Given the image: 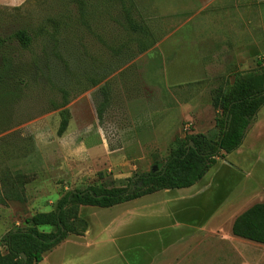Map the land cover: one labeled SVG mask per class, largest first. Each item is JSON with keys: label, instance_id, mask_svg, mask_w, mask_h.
<instances>
[{"label": "rangeland", "instance_id": "rangeland-1", "mask_svg": "<svg viewBox=\"0 0 264 264\" xmlns=\"http://www.w3.org/2000/svg\"><path fill=\"white\" fill-rule=\"evenodd\" d=\"M221 16L237 26L233 44L212 36ZM18 30L29 33L28 46ZM192 30L205 44L175 60L169 49L180 50ZM263 65L264 0H0V239L69 190L121 186L159 169L176 138H216L210 90ZM258 202L264 105L241 145L197 184L80 206L84 234L44 256L52 264H216L240 244L245 256H264V245L227 237L231 219Z\"/></svg>", "mask_w": 264, "mask_h": 264}, {"label": "trees", "instance_id": "trees-1", "mask_svg": "<svg viewBox=\"0 0 264 264\" xmlns=\"http://www.w3.org/2000/svg\"><path fill=\"white\" fill-rule=\"evenodd\" d=\"M14 37L22 46L31 42L27 30L16 31ZM210 98L218 129L216 138L202 133L186 134L173 141L159 169L144 172L137 180L129 178L127 184L121 186L99 184L65 192L54 209L34 213L25 218L23 227L9 230L2 236L0 246L5 252L0 249V264H38L47 251L69 235L82 236L88 224L79 215L80 206L107 208L160 190L197 184L218 157L241 145L250 121L264 105V65L259 72L238 77L227 88H212ZM60 114L59 135L66 130L70 117L66 108ZM8 195L18 197L14 192ZM41 226H49L50 230H41ZM231 232L264 245V202L254 203L238 214Z\"/></svg>", "mask_w": 264, "mask_h": 264}, {"label": "crops", "instance_id": "crops-1", "mask_svg": "<svg viewBox=\"0 0 264 264\" xmlns=\"http://www.w3.org/2000/svg\"><path fill=\"white\" fill-rule=\"evenodd\" d=\"M222 17L223 16L217 18V22L215 23V25H216L215 31L217 32V34L212 35V36H216V38L221 36L222 41H226V39L228 40V38H229L228 42L233 44L232 41L234 40V38L232 36V33L234 30L237 29V26L235 24L233 25L228 19L226 21L225 18L224 17L222 18ZM185 40H189V42L187 41L188 42L187 43L186 41H184L183 47L180 50H177V48H175V46L169 49V50L172 49L173 52L175 53V56H174L175 60L178 58L179 53H181V54L183 53V55H186L187 60H188V58H189L188 56H190L191 54L199 53V49L196 48L197 44H200V45L205 44L203 41H199L196 39V32L194 30L185 33ZM204 41H208L209 45L214 44L213 41L210 39V37H208ZM174 45H176V43ZM172 61H174V60H171L170 62H172ZM161 191H171V190H161ZM189 197H191V196H189ZM236 216H234L231 219V223H230L231 225H230V231H229L230 233L227 235V237L229 240L231 239L232 241L240 242L241 241L239 239L240 237L236 238L237 236L233 235L231 232V226H232L233 220L235 219ZM218 233H219L218 231H215L212 234L217 236ZM241 239H243V238H241ZM248 241H250V240H248ZM248 245L251 246V244H248ZM240 246H243V245L240 244ZM240 246L235 247V249H236V250L234 249L235 252L232 253L230 256H219V257L217 256L216 264H264V256H245V253H243L240 250ZM47 257L48 256H43V259L38 264H52L51 262H47ZM155 263H156L155 259H153V264H155ZM64 264H74V261L69 260V261H66ZM207 264H213V263L208 262Z\"/></svg>", "mask_w": 264, "mask_h": 264}, {"label": "water", "instance_id": "water-1", "mask_svg": "<svg viewBox=\"0 0 264 264\" xmlns=\"http://www.w3.org/2000/svg\"><path fill=\"white\" fill-rule=\"evenodd\" d=\"M24 258H25V256L24 255H22Z\"/></svg>", "mask_w": 264, "mask_h": 264}]
</instances>
